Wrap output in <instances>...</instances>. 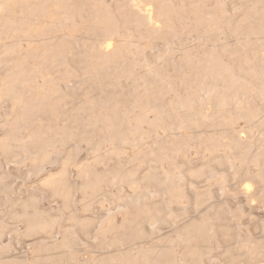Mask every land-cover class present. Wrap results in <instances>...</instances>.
Returning <instances> with one entry per match:
<instances>
[{
  "label": "rangeland",
  "instance_id": "rangeland-1",
  "mask_svg": "<svg viewBox=\"0 0 264 264\" xmlns=\"http://www.w3.org/2000/svg\"><path fill=\"white\" fill-rule=\"evenodd\" d=\"M140 132L141 149L131 145ZM6 135L0 264H166L147 252L165 236L174 264H264V0H0ZM81 164L99 188L89 201ZM183 217L207 234L194 258L184 248L196 229H178ZM41 219L51 228L29 232Z\"/></svg>",
  "mask_w": 264,
  "mask_h": 264
},
{
  "label": "bare ground",
  "instance_id": "bare-ground-1",
  "mask_svg": "<svg viewBox=\"0 0 264 264\" xmlns=\"http://www.w3.org/2000/svg\"><path fill=\"white\" fill-rule=\"evenodd\" d=\"M2 1V0H1ZM11 1V0H10ZM138 1V0H137ZM4 2V1H3ZM34 2H36V1H34ZM61 2V1H60ZM65 2V1H64ZM37 3V2H36ZM55 3V2H54ZM56 3H57V1H56ZM62 4V3H61ZM73 4H74V2H73ZM148 4V3H147ZM54 5V4H53ZM63 5V4H62ZM66 5V4H65ZM69 5H71V4H69ZM72 6V5H71ZM153 6V5H152ZM152 6H150V5H145L144 7V9H145V14H146V17H147V19L149 20V21H157L156 20V16H155V13H154V9H153V7ZM62 7V6H61ZM67 8V7H66ZM74 8V7H73ZM81 8V7H80ZM54 9V8H53ZM58 9V11H59V8H57ZM60 10H61V8H60ZM63 10H64V8H63ZM67 10H69V9H67ZM66 11V10H65ZM68 12V11H67ZM70 12V11H69ZM46 13V12H45ZM48 13V12H47ZM55 13V15H56V12H54ZM68 14V13H67ZM70 14V13H69ZM101 14V13H100ZM54 15V14H53ZM61 15V14H60ZM71 15V14H70ZM69 15V16H70ZM142 15V14H141ZM68 16V15H67ZM100 16V15H99ZM47 17V16H46ZM78 17V16H77ZM60 18V17H59ZM24 19V18H23ZM40 21V20H39ZM42 21V20H41ZM56 21H57V19H56ZM55 21V22H56ZM146 23V22H145ZM48 24V23H47ZM60 24V23H59ZM110 24V23H109ZM57 25H58V23H57ZM56 25V26H57ZM68 25V24H67ZM72 25V24H71ZM107 25V24H106ZM49 26V25H48ZM47 26V27H48ZM51 26V25H50ZM53 26H55V25H53ZM53 26H51V27H53ZM70 26V25H69ZM43 27V26H42ZM45 27V26H44ZM43 27V28H44ZM107 27V26H106ZM41 28V27H40ZM49 28V27H48ZM71 28V27H70ZM113 28V27H112ZM47 29V28H46ZM51 29V28H50ZM69 29V28H68ZM77 29H79V28H77ZM84 29H85V25H84ZM146 29V28H145ZM44 30V29H43ZM48 30V29H47ZM80 30H81V28H80ZM41 31V30H40ZM73 31H75V29L73 30ZM81 31H83V29L81 30ZM84 31H86V30H84ZM83 31V32H84ZM11 32V31H10ZM13 32V31H12ZM18 33V32H17ZM120 33V32H119ZM73 34V32L71 33V35ZM149 35H151V34H149ZM120 37H121V35H120ZM103 39H106V38H103ZM67 40V39H66ZM109 40V39H108ZM117 40V39H116ZM60 42H59V44L61 43V40H59ZM121 41H123V39L122 38H119L118 39V43L119 42H121ZM37 42V41H36ZM69 42V41H68ZM104 42V41H103ZM57 43H58V41H57ZM70 43V42H69ZM106 43V42H105ZM112 43V42H111ZM111 43L110 42H107L106 43V45H105V47H106V50H109L110 49V46H111ZM115 43V42H114ZM128 43V42H127ZM58 44V45H59ZM103 44V43H102ZM117 44V43H116ZM133 44V43H132ZM210 44V43H209ZM70 45V44H69ZM68 46V45H67ZM98 46H101V44H99ZM15 47V46H14ZM61 47V46H60ZM70 47V46H69ZM102 47V46H101ZM115 47V46H114ZM55 48V47H54ZM58 48V47H57ZM116 48H117V46H116ZM120 48V47H119ZM97 49H99V48H97ZM103 49V48H102ZM105 49V48H104ZM56 50H58V49H56ZM61 49H59V51H60ZM113 50V49H112ZM119 50V49H118ZM62 51V50H61ZM64 51V50H63ZM66 51V50H65ZM105 51V50H104ZM36 52V51H35ZM51 52H53V53H55V51H51ZM71 52V51H70ZM101 52V51H100ZM7 53V52H6ZM57 53H59V52H57ZM120 53V52H119ZM56 54V53H55ZM67 54V53H66ZM103 56V55H102ZM101 56V57H102ZM106 56V55H105ZM104 56V57H105ZM107 57H108V54H107ZM2 58V57H1ZM98 58V57H97ZM106 58V57H105ZM25 59V58H24ZM101 59V58H100ZM107 59V58H106ZM98 61H99V59H98ZM102 61V60H101ZM25 62V61H24ZM18 63V62H17ZM16 75V74H15ZM13 82V81H12ZM19 85V84H18ZM9 86V85H8ZM247 86V85H246ZM19 87V86H18ZM245 88V87H244ZM28 89V88H27ZM19 90V89H18ZM198 92V91H197ZM196 93V92H195ZM85 94H87V92H85ZM43 95V94H42ZM15 98V97H14ZM90 99V98H89ZM18 104V103H17ZM172 104H174V103H172ZM14 105V104H13ZM12 106V105H11ZM18 106V105H17ZM173 106H175V105H173ZM216 106V105H215ZM143 107H145V105H143ZM147 108V107H146ZM157 108V107H156ZM171 108H173V107H171ZM112 109V108H111ZM110 109V110H111ZM149 109V108H148ZM177 109V108H176ZM187 109V108H186ZM151 110H153L152 109V107H151ZM171 110V109H170ZM179 110H180V107H179ZM200 110V109H199ZM218 110V109H217ZM187 111V110H186ZM153 112V111H152ZM168 112H169V110H168ZM171 112H173V109H172V111ZM170 112V113H171ZM196 112V111H195ZM195 112H193V113H195ZM200 112V111H199ZM11 113V112H10ZM163 113V112H162ZM166 113V112H165ZM164 113V114H165ZM177 113V112H176ZM12 114V113H11ZM164 114H163V116H164ZM183 114V113H182ZM208 114V113H207ZM217 114V113H216ZM216 114H214V115H216ZM166 115V114H165ZM171 115H172V113H171ZM213 115V116H214ZM137 116V115H136ZM143 116V115H142ZM170 116V115H169ZM212 116V115H211ZM183 117H185L186 118V116H185V113H184V116ZM117 118V117H116ZM136 118V117H135ZM139 118H141V116L139 117ZM160 118V117H159ZM159 118H157V120L159 119ZM185 118H184V120H185ZM194 118H195V116H194ZM194 118H193V120L192 121H194ZM142 119H143V117H142ZM161 120H162V117L160 118ZM189 119V118H188ZM229 120H230V118H228ZM133 120H134V117H133ZM136 120H138L137 118H136ZM219 120V119H218ZM143 121H145V119L143 120ZM159 121V120H158ZM162 121H164V120H162ZM162 121H161V123H162ZM191 121V122H192ZM213 121V120H212ZM147 122V121H146ZM200 122V121H199ZM202 122V121H201ZM220 122V121H219ZM185 123H187V122H185ZM203 123V122H202ZM224 123H226V122H224ZM155 124V123H154ZM170 124V123H169ZM168 123H167V125L166 126H168L169 125ZM172 124V123H171ZM193 124V123H192ZM212 124V123H211ZM135 125H136V123H135ZM156 125V124H155ZM193 125H197V124H193ZM203 125V124H202ZM201 125V126H202ZM227 125V124H226ZM4 126H5V124H4ZM7 126H8V124H7ZM14 126V125H13ZM157 126H159V125H157ZM157 126H156V128H157ZM163 126V125H162ZM137 127V126H136ZM152 127V126H151ZM175 127V126H174ZM203 127V126H202ZM208 127H210V126H208ZM214 127V126H213ZM229 127H230V125L227 127V126H223V124H222V126H220L219 127V130H220V132L222 133V135L223 134H225L226 132H227V130H229ZM135 128V127H134ZM164 128V127H163ZM129 130L131 129V128H128ZM127 129V130H128ZM138 129V128H137ZM140 129V128H139ZM168 129V128H167ZM171 129H173V128H171ZM193 129V128H192ZM208 129H210L211 130V128H208ZM231 129V128H230ZM132 130H133V128H132ZM135 130V129H134ZM144 131V130H143ZM170 131V130H169ZM172 131V130H171ZM174 131V130H173ZM172 131V132H173ZM217 131V130H216ZM131 132V131H130ZM136 132V131H135ZM149 132V131H148ZM171 132V133H172ZM197 132V131H196ZM195 132V133H196ZM203 133V131H201L200 130V133ZM212 132V131H211ZM218 132V131H217ZM217 132H216V134H217ZM188 134H189V130H188V132H187ZM201 133V134H202ZM147 134V133H146ZM197 134V133H196ZM213 134H214V132H213ZM230 134H231V132H230ZM233 134V133H232ZM175 135V134H174ZM192 135H194V134H192ZM191 135V136H192ZM203 135V134H202ZM190 136V135H189ZM226 136V135H225ZM4 137V136H3ZM207 138L205 139L204 138V140H206L207 142H208V146H209V149L211 150V151H214V152H216L215 151V146L217 145V143H218V141L216 140L217 139V137L218 136H216L215 135V137H216V139H214V138H210V137H208V135L206 136ZM224 137V136H223ZM222 137V138H223ZM227 137V136H226ZM226 137H224V140H225V138ZM7 135L3 138V139H1V142H0V146H5L6 145V142H7ZM130 138V137H129ZM145 138H146V135H145V132H140L139 133V135H137V137L136 138H134V140H133V138H132V141H131V145H133L135 148H139L140 147V149H141V147L142 146H140V145H144V142H145ZM221 138V137H220ZM234 139L236 138V137H233ZM177 139H179V138H177ZM199 139V138H198ZM146 140H148V137L146 138ZM171 140V139H170ZM200 140V139H199ZM239 140V139H238ZM175 141V140H174ZM179 141V140H178ZM196 141H198V140H196ZM228 141V140H227ZM201 142V141H200ZM240 142V141H239ZM176 143V142H175ZM180 143V142H179ZM188 143V142H187ZM199 144V143H198ZM203 144H204V142H203ZM203 144H201V145H203ZM206 144V143H205ZM224 144H225V142H224ZM224 144H222L223 146H224ZM241 144V143H240ZM247 144V143H246ZM116 145V144H115ZM161 145V144H160ZM159 145V146H160ZM177 145L178 144H176V146L175 147H177ZM237 145V143L234 141V140H231L230 141V143H229V146L230 147H235ZM114 146V145H113ZM184 146V145H183ZM220 146H221V143H220ZM228 146V147H229ZM116 147V146H115ZM180 147V146H179ZM198 147L200 148L201 146H199L198 145ZM207 147V146H206ZM224 147H227L226 145L224 146ZM227 147V148H228ZM165 148V147H164ZM178 148V147H177ZM243 148V147H242ZM246 148H247V146H246ZM159 149V148H158ZM160 149H162V148H160ZM167 149V148H166ZM205 149V148H204ZM203 149V150H204ZM229 149V148H228ZM257 149V148H256ZM1 150V149H0ZM4 150V149H3ZM113 150V149H112ZM116 150V149H115ZM179 150H181V148L179 149ZM134 151V150H133ZM157 151V150H156ZM161 151V150H160ZM182 151V150H181ZM210 151V152H211ZM224 151H226V148H225V150ZM242 151V150H241ZM124 152V151H123ZM162 153H163V150L161 151ZM167 152V151H166ZM236 152V151H235ZM99 153V152H98ZM115 153V152H114ZM146 154L147 153V150L146 151H144L143 152V154ZM176 153V152H175ZM218 153V152H217ZM217 153H214V154H216L217 155ZM227 153V152H226ZM139 154H141V151H140V153ZM144 154V155H145ZM163 154H166V153H163ZM168 155H169V153H167ZM199 154H200V151H199ZM209 154V153H208ZM210 154H212V156H213V152L212 153H210ZM210 154H209V156H210ZM241 154V153H240ZM46 155V154H45ZM96 155V154H95ZM168 155H166V156H168ZM202 156V155H201ZM170 158V157H169ZM211 159V158H210ZM212 159H213V157H212ZM217 159V158H216ZM218 159H220V158H218ZM150 160V159H149ZM213 161H214V159H213ZM212 161V162H213ZM216 161V160H215ZM219 161V160H218ZM220 161H221V159H220ZM168 162H169V159H168ZM180 162V161H179ZM224 162V161H223ZM238 162V161H237ZM92 163V162H91ZM156 163V162H155ZM228 163V162H227ZM170 164V163H169ZM243 164V163H242ZM92 165V164H91ZM172 165L174 166V163H172ZM213 165V164H212ZM220 165H222L221 163H220ZM219 165V166H220ZM94 166V165H93ZM148 166V165H147ZM170 166V165H169ZM78 167V166H77ZM76 167V168H77ZM88 167V166H87ZM157 167V166H156ZM171 167V166H170ZM175 167V166H174ZM227 167V166H226ZM151 168H153V166L151 165ZM169 168V167H168ZM193 168V167H192ZM201 168H202V166H201ZM201 168H199V170L201 169ZM205 168V167H204ZM225 168V167H224ZM88 170H90V169H88ZM120 170H121V168H120ZM159 170V169H158ZM176 170V169H175ZM189 170H191V169H189ZM196 170V169H195ZM155 172H156V169L154 170ZM164 171H166V170H164ZM169 171H171L170 169H169ZM201 171H203V170H201ZM59 172V171H58ZM79 172L82 174V175H84L85 176V178H86V185L89 187V195H86V196H88V201L90 200V197H93V196H96V195H98V193H99V188H97V182H96V180H93V179H90L89 177H88V175H87V172L88 171H86V166L85 165H83V164H81V166L79 167ZM154 172V173H155ZM175 172V171H174ZM152 173H153V171H152ZM157 173V172H156ZM189 173V172H188ZM198 173V171L196 170V171H192L191 172V174H197ZM119 173H117V175H118ZM124 174V173H123ZM125 174H126V172H125ZM169 175H170V173H168ZM201 174H202V172H201ZM58 175V174H57ZM188 175V174H187ZM120 176V175H119ZM158 176V175H157ZM156 176V177H157ZM146 177V176H145ZM153 174H149V175H147V180H153V181H155V182H157V183H159L160 184V181L156 178ZM55 178V177H54ZM167 178V177H166ZM192 178V177H191ZM162 179H163V177H162ZM43 180V179H42ZM99 180V179H98ZM117 180V179H116ZM144 180V179H143ZM164 180V179H163ZM216 180V179H215ZM44 181V180H43ZM45 181H46V183H48V184H55V181L54 180H52L51 179V176L50 177H48V178H46L45 179ZM108 181H109V179H108ZM138 181V180H137ZM142 181V180H141ZM190 181V180H189ZM146 182V181H145ZM199 182V181H198ZM84 183V182H83ZM83 183H81V184H83ZM130 183V182H129ZM165 183V182H164ZM135 184V183H134ZM61 185V184H60ZM85 185V184H84ZM108 185V184H107ZM173 186V185H172ZM172 186H171V188H172ZM55 187V186H54ZM83 187V186H82ZM144 187V186H143ZM174 187V186H173ZM208 187V186H207ZM250 187V184L249 183H247L246 185H245V187L244 188H247L245 191H247L248 190V188ZM176 188H177V186H176ZM206 189V188H205ZM54 191L56 192V193H58L61 197H63V198H65V197H67L68 195H67V192H66V187H61V188H59V187H55L54 188ZM86 192V190H83V192ZM143 192H144V190H143ZM181 192V191H180ZM206 192V191H205ZM102 193V192H101ZM52 194V193H51ZM53 195V194H52ZM203 195V194H202ZM84 196V195H83ZM120 196V195H119ZM34 198V197H33ZM70 198V197H69ZM225 198V197H224ZM93 199V198H92ZM124 199V198H123ZM62 200V199H61ZM82 201V200H81ZM93 201V200H92ZM117 201H121V199H117ZM123 201L124 200H122V203H123ZM141 201V200H140ZM62 202V201H61ZM65 202V201H64ZM87 202V201H86ZM86 202H85V205H86ZM125 202V201H124ZM66 203V202H65ZM91 203V202H90ZM92 204V203H91ZM91 204H88V209L90 208V206H91ZM70 205V204H69ZM137 207V206H136ZM143 207H144V205H143ZM138 209V208H137ZM146 209V208H145ZM148 209V208H147ZM149 209H150V207H149ZM39 211V210H38ZM135 212H136V210H135ZM151 212V211H150ZM17 213V212H16ZM127 213V212H126ZM130 213V212H129ZM129 213H127V214H129ZM159 213H161V212H159ZM203 213V212H202ZM13 214V213H12ZM201 214V213H200ZM206 214V213H205ZM73 215V214H72ZM136 215V214H135ZM161 215V214H160ZM12 217V216H11ZM16 217V216H15ZM30 218V217H29ZM45 218H47V217H45ZM129 218V217H128ZM162 218H163V216H162ZM90 219V218H89ZM158 219V218H157ZM15 220V219H14ZM34 220V219H33ZM52 220L53 219H41V220H39L38 222H36V223H31V224H29L28 225V231L29 232H32V233H34V232H44V231H48L49 230V228H51L50 226H51V224H52ZM149 220V219H148ZM154 220V219H153ZM162 220V219H161ZM83 221V220H82ZM87 222V221H86ZM126 222V221H125ZM108 223V222H107ZM130 224V223H129ZM142 224V223H141ZM83 225V224H82ZM105 225H107V224H105ZM113 225V224H112ZM177 225V224H176ZM128 226V225H127ZM138 226V225H137ZM210 226V225H209ZM110 227V226H109ZM114 227V226H113ZM188 227H194L195 229H196V233H197V238L194 240V242H193V244L191 243V245L190 246H187V247H185L184 249V254H186L188 257H190V258H194V257H196L197 256V254H198V251H197V249H198V247H204V248H208V244H207V234L202 230V228L199 226V224H197L196 222H194V221H192L190 218H188V217H183V218H181V221H180V224H179V226H178V229H180V230H185V229H187ZM208 228H210V227H208ZM228 228V227H227ZM107 229H109V228H106V230ZM111 229V228H110ZM109 229V230H110ZM120 229V228H119ZM127 229V228H126ZM211 229V228H210ZM209 229V230H210ZM106 232V231H105ZM122 233H125V231L124 232H122ZM219 233V232H218ZM222 233V232H221ZM178 234V233H177ZM128 235V234H127ZM219 235V234H218ZM126 236V235H125ZM191 236V235H190ZM105 237V236H104ZM123 236H121V239H123L122 238ZM131 237H132V239L133 240H135V241H137L138 239L139 240H141V239H149L148 237H146V235L145 234H143V233H140V234H138L137 232H135L134 230H132L131 229ZM126 238V237H125ZM130 238V237H129ZM183 238V237H182ZM218 238V237H217ZM120 239V238H119ZM119 239H117V240H119ZM114 240H116V239H114ZM128 239H126V246H130V243L127 241ZM186 240V239H185ZM188 240V239H187ZM190 240H191V237H190ZM109 242V241H108ZM120 242V241H119ZM186 242V241H185ZM191 242V241H190ZM105 243V242H104ZM135 243V242H134ZM108 244V243H107ZM112 245H113V242H112ZM59 246V245H58ZM116 246V245H115ZM41 247V246H40ZM71 247V246H70ZM73 247V246H72ZM113 247V246H112ZM66 248H68V247H66ZM129 249V248H128ZM202 250V249H201ZM73 251H75L76 253L77 252H79V249H74ZM71 252V251H70ZM147 252L148 253H150V254H153L154 256H158V258L159 257H161V258H163L164 260H165V262H166V264H174V260H173V258L171 257V255L170 254H172V252H171V240H170V238L169 237H167V236H165L164 238H163V241H162V244L160 245V246H157V245H155L154 243H150V245H149V248H148V250H147ZM123 253V252H122ZM62 254H64V250H56V251H53V252H51V253H48V257H49V259H51V260H55V259H57L60 255H62ZM113 255V254H112ZM70 256V255H69ZM73 256V255H72ZM76 256V255H75ZM64 257V256H63ZM5 258V257H4ZM98 258V257H97ZM6 259V258H5ZM24 259V258H23ZM1 260V259H0ZM9 260H11V259H9ZM8 260V261H9ZM20 260V259H19ZM41 260V259H40ZM14 262H15V260H13ZM106 261V260H105ZM256 261V260H255ZM44 262V261H43ZM92 262V261H91ZM90 262V264H92ZM1 263V262H0ZM9 263H10V261H9ZM21 263V262H20ZM37 263L38 264H40L41 263V261H39V260H37ZM176 263V262H175ZM12 264V263H11ZM35 264V263H34ZM44 264V263H43ZM89 264V263H88ZM111 264V263H110Z\"/></svg>",
  "mask_w": 264,
  "mask_h": 264
}]
</instances>
